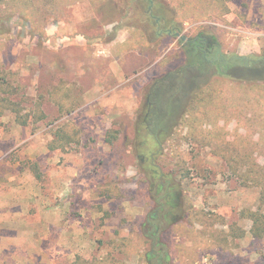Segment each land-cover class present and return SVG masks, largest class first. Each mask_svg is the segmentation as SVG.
<instances>
[{
  "label": "rangeland",
  "instance_id": "obj_1",
  "mask_svg": "<svg viewBox=\"0 0 264 264\" xmlns=\"http://www.w3.org/2000/svg\"><path fill=\"white\" fill-rule=\"evenodd\" d=\"M199 36L259 54L264 0L0 3V66L41 111L0 117V264L155 263L154 227L167 264H264L243 215H264V84L202 77L177 108L158 98L160 131L156 110L145 121L152 82Z\"/></svg>",
  "mask_w": 264,
  "mask_h": 264
},
{
  "label": "trees",
  "instance_id": "obj_2",
  "mask_svg": "<svg viewBox=\"0 0 264 264\" xmlns=\"http://www.w3.org/2000/svg\"><path fill=\"white\" fill-rule=\"evenodd\" d=\"M2 2L4 0H0V3ZM147 2L153 4L154 0H145V3ZM158 6L159 12L165 9L163 6ZM190 40L188 43H183L185 55L184 67L175 74L172 73L157 78L148 89L146 98L156 107L154 119L148 122L156 125L158 131L162 129V121L165 117L164 114H166L164 112L166 110L158 98L162 96L166 97L169 103H172L173 107L177 108L176 103L180 102L181 99L189 98L192 93L194 94L199 90V87L206 81L202 77H205L204 79H207V77L210 79L222 77L237 83L250 85L264 84V50L259 54L252 55H239L235 53L226 55L221 53L220 45L214 36H199ZM190 70L195 71L194 75H191ZM21 90L17 76L9 71L2 70L0 66V117L6 114L14 115L17 124L26 126L29 122V116L33 114L38 115V113L40 115L41 111H39V108H35L31 114L23 113L22 97L19 95ZM39 118H42V116ZM158 133L155 134L157 141L160 138L158 137ZM63 137L64 135H59L58 141L63 142ZM49 148L51 150L54 149L52 142ZM258 173V168L252 165L247 167V171L243 176L254 181H259ZM255 175L256 177L252 178ZM243 215L253 222L251 234L257 238L264 237V215H258L253 212H246ZM154 231H157L156 227ZM154 231L150 234V237L153 238L154 254L148 255V257L154 259L155 263L148 264H167L170 259L159 250L163 246L157 243V234ZM155 248L158 249L155 250Z\"/></svg>",
  "mask_w": 264,
  "mask_h": 264
},
{
  "label": "flooded vegetation",
  "instance_id": "obj_3",
  "mask_svg": "<svg viewBox=\"0 0 264 264\" xmlns=\"http://www.w3.org/2000/svg\"><path fill=\"white\" fill-rule=\"evenodd\" d=\"M175 35H177L176 33H175ZM183 41L184 42H186V43H188V42H190L191 40L190 39H187V38H183ZM203 41V40H202ZM147 113H146V115H145V121H147L146 120V118L150 115V113L153 111V110H156V107L155 106H153L150 102H149V100H148V98H147ZM150 117V116H149ZM148 117V118H149ZM145 160H143V162H144ZM156 178V177H155ZM160 180L161 181H164V180H166V181H164V185H163V187L161 186V187H159V189H160V191L162 190V192H164V195H165V198L166 199H168V198H172V197H174L175 199H177L179 196H180V194L179 193H176L175 191H174V186H172V185H169V183H168V177H161L160 178ZM164 190H163V189ZM161 211H162V209H161ZM153 219H154V217H153ZM155 228V227H154Z\"/></svg>",
  "mask_w": 264,
  "mask_h": 264
},
{
  "label": "crops",
  "instance_id": "obj_4",
  "mask_svg": "<svg viewBox=\"0 0 264 264\" xmlns=\"http://www.w3.org/2000/svg\"><path fill=\"white\" fill-rule=\"evenodd\" d=\"M66 2H67V1H64V5H65ZM66 7H67V6H66ZM85 8H86V7H85ZM65 10H67V9H65ZM76 11H77L76 9L71 8L69 12H70V14H74V13H76Z\"/></svg>",
  "mask_w": 264,
  "mask_h": 264
}]
</instances>
